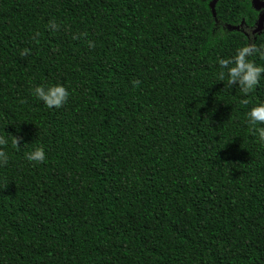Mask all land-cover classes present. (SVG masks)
I'll use <instances>...</instances> for the list:
<instances>
[{"label":"trees","instance_id":"trees-1","mask_svg":"<svg viewBox=\"0 0 264 264\" xmlns=\"http://www.w3.org/2000/svg\"><path fill=\"white\" fill-rule=\"evenodd\" d=\"M256 13L0 0V264H264V125L247 117L264 73L245 95L219 64L264 44L243 29ZM56 85L60 108L34 95ZM37 148L45 160L29 161Z\"/></svg>","mask_w":264,"mask_h":264},{"label":"clouds","instance_id":"clouds-1","mask_svg":"<svg viewBox=\"0 0 264 264\" xmlns=\"http://www.w3.org/2000/svg\"><path fill=\"white\" fill-rule=\"evenodd\" d=\"M37 36L39 33L36 34ZM28 53V49H24L21 55ZM258 55L264 59V44L257 45L255 43H248L243 47L237 49L234 57L230 59H221L219 64L222 69H227V84L232 86L239 81L240 90L243 94H250L255 87L259 84L261 74L264 73V66H257L248 57ZM219 80H225V72L219 73ZM34 95L42 100L44 104L49 107L60 108L68 98V91L64 86L56 85L45 89L43 86H37L34 89ZM242 103L247 104L248 101L244 100ZM248 121L251 125L257 124L264 125V103H260L252 107L247 113ZM260 141L264 143V127L257 129ZM21 138L12 136V143L18 147ZM7 140L0 136V146H6ZM8 155L0 147V164L6 165L8 163ZM27 159L32 162H43L45 160V152L43 148H37L35 151L27 154Z\"/></svg>","mask_w":264,"mask_h":264},{"label":"water","instance_id":"water-1","mask_svg":"<svg viewBox=\"0 0 264 264\" xmlns=\"http://www.w3.org/2000/svg\"><path fill=\"white\" fill-rule=\"evenodd\" d=\"M252 2H253V6L256 8H260V7L264 8V0H252ZM263 26H264V12L259 18L258 26L255 29V33L261 31L263 29Z\"/></svg>","mask_w":264,"mask_h":264},{"label":"flooded vegetation","instance_id":"flooded-vegetation-1","mask_svg":"<svg viewBox=\"0 0 264 264\" xmlns=\"http://www.w3.org/2000/svg\"><path fill=\"white\" fill-rule=\"evenodd\" d=\"M251 3H252V5H253V2H252V0H251ZM254 7V6H253ZM254 9L257 11V13H256V21H255V24L253 25V26H244V30L247 32V33H249V31L248 30H250L252 33H255V29H256V27L258 26V21H259V18H260V16L262 15V13L264 12V8H262V7H260V8H256V7H254ZM262 30H264V26H263V29ZM261 30V31H262ZM261 31H259V32H261ZM258 32V33H259Z\"/></svg>","mask_w":264,"mask_h":264}]
</instances>
